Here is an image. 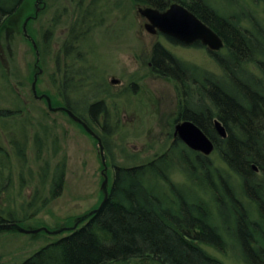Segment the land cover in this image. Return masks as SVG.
Here are the masks:
<instances>
[{
	"label": "trees",
	"instance_id": "trees-1",
	"mask_svg": "<svg viewBox=\"0 0 264 264\" xmlns=\"http://www.w3.org/2000/svg\"><path fill=\"white\" fill-rule=\"evenodd\" d=\"M28 1L0 0V33ZM172 1L136 0L160 10ZM177 1L224 40L223 53L215 58L223 74L218 77L162 50L156 51L153 72L175 82L181 118L212 139L224 167L171 134L169 149L153 160L113 165L109 195L99 212L79 218L65 230L66 237L22 264H129L134 259L145 264H264V25L251 13H221L209 0ZM251 1L264 5V0ZM80 15H86L83 7ZM104 108L103 103L93 106L92 118L85 121L95 133L94 126H100L96 134L105 145L112 136ZM99 113H105L104 125ZM212 119L225 127L226 138L211 129ZM15 153L19 161L26 160L23 151ZM9 159L0 147V175ZM176 173L187 182L175 184ZM64 175L56 171L53 197L61 193ZM4 213L0 209V225L21 227L16 213L8 218Z\"/></svg>",
	"mask_w": 264,
	"mask_h": 264
},
{
	"label": "rangeland",
	"instance_id": "rangeland-1",
	"mask_svg": "<svg viewBox=\"0 0 264 264\" xmlns=\"http://www.w3.org/2000/svg\"><path fill=\"white\" fill-rule=\"evenodd\" d=\"M90 1L45 0L47 7L41 8L39 18L29 25L27 23L28 34L36 41L41 53L39 67L43 73L38 76L39 93H52L53 81L57 79L54 55L63 47L68 29L74 23V13L79 11L80 15L82 7L86 10ZM117 1L113 0L112 3ZM209 1L221 13H235L241 17L251 13L264 25L262 4H255L251 0ZM26 4L22 12L10 20L0 33V114L7 111L12 113L9 117L0 116V146L10 156L0 175V187L3 190L0 194V209L5 212L6 218L9 213H16L17 218L23 220L20 225L24 229L47 228L50 232H61L51 234L43 229L37 234H25L16 230H0V264H22L49 243L66 237L69 232L65 230L71 228L79 218L97 210L105 195L102 189L104 165L98 141L71 119L51 113L45 102L34 98L33 83L40 71L35 67L37 55L33 44L23 32L27 17L34 15L41 5L38 0H30ZM79 4H83L80 9L77 8ZM126 5L127 8L122 9L121 5L102 4L96 16L106 18L105 25L111 31L115 20H120L124 15H135L132 4L126 2ZM96 30L98 33L89 41L95 45V53L100 47L102 66L92 78L104 81L106 92L116 96L107 100L112 138L104 145V155L109 189L115 171L113 165L137 166L169 149L173 141L171 134H174L178 94L171 78L151 72L148 53L152 44L150 39L148 46L143 35L131 40L127 38L129 33L117 38L110 33L103 35L108 31L106 28ZM160 41L180 61L222 76L223 72L215 57L205 49L172 46L163 38ZM141 42L145 43L144 47ZM131 46L138 49L137 59L127 49ZM114 76L122 81L117 87L112 83ZM97 91L89 86L86 91H79V94L90 96L88 102L92 104L104 98L95 94ZM98 119L100 125L105 124L103 115L98 116ZM94 127L99 132L96 133L100 134V126ZM22 128L26 129L28 138L23 151L26 158L24 162L19 161L15 151L8 146L11 138L8 135L19 134ZM36 134L44 140L40 146L35 145ZM210 158L216 166L224 167L216 151ZM57 170L64 171V186L61 193L53 197L52 186ZM172 181L177 185L187 182L178 173L172 176ZM24 216L30 218L24 220ZM129 264L145 263L134 259Z\"/></svg>",
	"mask_w": 264,
	"mask_h": 264
},
{
	"label": "flooded vegetation",
	"instance_id": "flooded-vegetation-1",
	"mask_svg": "<svg viewBox=\"0 0 264 264\" xmlns=\"http://www.w3.org/2000/svg\"><path fill=\"white\" fill-rule=\"evenodd\" d=\"M38 1H39V4L41 5V7L38 6V8L36 9L37 11L35 10V14L27 17L25 22H27L28 25L31 21L34 22L39 18V11L41 10L42 7H43V9L47 7V3H45V0H38ZM112 1L113 0H103V1L98 2V0H91L88 3L89 5H87L86 10L83 7V10L86 12V15H82V16L79 15L78 14L79 11H76L74 13L75 15H73V17H72V20L74 21V23H73L71 29L70 28L68 29V33L65 36V39L63 42V47H62V49L57 51V53L54 55V59H55L54 61L56 62V69H57V72H56L57 73V79H55L53 81L54 83L52 84V93L51 94H49L48 92L39 93L37 86H36L37 96L33 93L34 98L36 100L41 101V102L43 101L46 103L48 110H49V107H48L47 97L50 98L51 103H52V107L56 108V109H60L58 111H50L49 110L51 113L62 114L64 116H66L67 118H69L73 122H75L77 125L81 126L84 130H85V128L83 127L81 122L88 125V123L85 121V119H91L92 118V116H91L92 114H91L90 109L95 105H101V103H103V107H105L104 109L108 112V116H109L110 111L107 108V105H108L107 100H109V98L114 99L116 97L114 94H112V93L108 94V92H106V83L104 81H101V80L99 81L97 79L92 78L94 72H97L98 70H100L101 66H102L101 65L102 53H101L100 47L98 48V51L95 53V45L93 44V42H92V44H90L91 39H94L93 38L94 35H96V33H98V30H96V29L106 28V29H108V31H106L104 34L102 33L103 35L110 33L111 35H115L117 38H120V36H123V34L126 36L129 33L127 35V38H130L131 40L136 39V38L139 39L138 35H141V36L143 35L145 37V39H147L148 46H150V43L148 42V40L150 39L152 41L151 49H150V52H148V51L147 52L149 53V58H150L149 67H150L151 72L154 71L153 67H152V61L154 60L156 51L162 50L164 53H170V51L166 48V46L160 41L161 38H163L170 45L176 46V47H178V46L179 47H187V48H191V49L201 47V48L205 49L211 56H213L215 58H216L217 54H219L225 48V43H224V40L222 39V37L213 28L209 27L208 25L207 26L211 30H213L216 34H218V36L221 38V40L223 42V48L220 51H217V52L212 51L208 46L203 44V42H201V41H196L190 45H187V44H184V43L178 41L177 39H174L172 37H169V36L163 34L157 28H155L153 30L151 28L150 20L143 14L144 11L147 9H153V10H157L159 12H165L173 4H181L177 0L169 2V4L167 5V7L164 10L157 9L154 6H151L148 4L147 5H141V4L137 3L136 0H127V1L125 0L126 2H130L132 4V6L134 7L135 15L134 16L124 15L121 17V19H120L121 21L115 20L113 25H112L111 31H110V27L105 25L106 24V18L96 16L97 14L100 13V12H98L99 6H101L102 4H105L107 6L121 5L122 9L127 8L126 2H122V1L118 0L117 2L112 3ZM80 5H83V4H79V6L77 8L80 9V7H81ZM116 7H118V6H116ZM126 12H127V10H126ZM123 21H124V23H123ZM138 29H140V30L138 31ZM131 30H134V31L130 33ZM23 35L25 37H27V39L33 44V47H34V43L36 44V47H34V50L36 51V55H37V61H36L35 67L37 69L39 68L38 70L41 73H43V70L39 67V63L41 60V53L39 51L38 44L31 37L30 34H28V36H27L23 32ZM100 39H102V38H100ZM143 43H142V47H144V44H145V43L144 44ZM126 44H128V43H126ZM127 49L130 50V54L132 53L131 55L134 56V59H137L138 49L133 48L132 46L128 47ZM111 50H113V49H111ZM145 50H146V48H144V51ZM88 62H92V64H90ZM114 63H115V65L118 64V62H114ZM115 69H116V66H115ZM92 71H93V73H92ZM112 83L114 85H116V87H117V86H119V84H122V81L120 79H117L116 76H114V77H112ZM131 84H132V86L135 85L134 82H132ZM89 86L98 89V91L95 92V94L102 95V96H104V98L90 104L88 102V99L90 96L85 95V94H83L81 96L79 94V91H81V90L86 91L87 87H89ZM32 91L34 92V90H32ZM86 94H88V93H86ZM78 105H83V107L79 108ZM74 108L78 111V114L73 112ZM181 109H182V107L180 105V98L178 96V106H177L176 118L173 122L174 123V128H173L174 133H175V128L178 124H181V123L186 122V121H190V120H183L181 118V116H180ZM67 110L72 112L80 121H76L74 118H72L70 116V114L67 112ZM9 113H10V115H12L11 111ZM102 114L104 116L105 113H99V116H102ZM216 120L217 119H212L210 126L214 132L219 133L218 129L216 127ZM190 122H193V121H190ZM10 134H11V136L8 135L9 138L11 137L8 140L9 141V143H8L9 148H12L11 150H14V151H18V150L24 151V147L27 146L26 141H28V138L26 135V129L22 128L21 131H19V134H17V133H14V134L10 133ZM43 141L44 140L42 139V137L39 134L35 135V145L40 146V145H42ZM1 149H3V147H1ZM105 149H106V147H105ZM198 153H200V152H198ZM200 154H202V153H200Z\"/></svg>",
	"mask_w": 264,
	"mask_h": 264
},
{
	"label": "water",
	"instance_id": "water-1",
	"mask_svg": "<svg viewBox=\"0 0 264 264\" xmlns=\"http://www.w3.org/2000/svg\"><path fill=\"white\" fill-rule=\"evenodd\" d=\"M151 22V28L154 30L157 28L163 34L177 39L178 41L190 45L196 41H201L203 44L208 46L212 51H220L223 48V42L221 38L216 34L213 30H211L206 24H204L195 14L189 11L182 4H173L171 7L165 12H159L153 9H147L143 13ZM24 33L28 36L27 30V22L24 25ZM34 47L36 44L34 43ZM41 74L38 73L35 76V80L33 83L34 94L37 96L36 86L38 81V76ZM43 98V97H42ZM48 107L50 111H58L60 109H56L52 107V103L50 98L47 97ZM72 118L76 121H80L72 112L68 111ZM85 130L92 135L99 144L100 153L102 155V161L104 165V182L102 185V189H104L105 198L100 207L89 213V215H93L101 209L102 205L106 202L107 197L109 195L108 183L109 178L106 174L107 172V164L105 160V146L103 141L99 135H97L87 124L81 122ZM216 127L221 137H227V131L225 127L216 120ZM174 135L178 137L186 146H188L191 150L196 152H200L205 156H210L215 151V145L213 141L205 134L203 130H201L195 123L186 121L181 124H178L175 128ZM257 169L256 167H254ZM77 225L73 228L75 230ZM46 232L51 234H58L61 231L50 232L47 228H43ZM29 230L19 227L16 224H4L0 225V230H18L21 233L25 234H37L41 230Z\"/></svg>",
	"mask_w": 264,
	"mask_h": 264
}]
</instances>
